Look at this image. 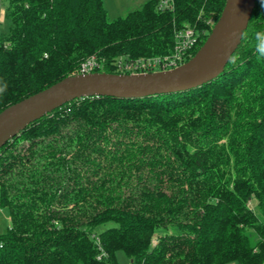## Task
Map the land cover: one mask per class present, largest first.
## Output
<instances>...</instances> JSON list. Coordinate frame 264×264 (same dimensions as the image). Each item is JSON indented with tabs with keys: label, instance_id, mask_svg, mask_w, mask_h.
Returning <instances> with one entry per match:
<instances>
[{
	"label": "trees",
	"instance_id": "1",
	"mask_svg": "<svg viewBox=\"0 0 264 264\" xmlns=\"http://www.w3.org/2000/svg\"><path fill=\"white\" fill-rule=\"evenodd\" d=\"M146 0L108 19L103 0H2L0 110L119 56L172 52L175 33L207 38L225 0ZM255 0L213 78L141 96L89 95L30 122L0 147V264H262L264 57ZM6 85V88H5Z\"/></svg>",
	"mask_w": 264,
	"mask_h": 264
},
{
	"label": "water",
	"instance_id": "2",
	"mask_svg": "<svg viewBox=\"0 0 264 264\" xmlns=\"http://www.w3.org/2000/svg\"><path fill=\"white\" fill-rule=\"evenodd\" d=\"M255 0H225L220 15L196 52L178 66L146 73L91 71L64 76L0 110V147L30 122L74 98L141 96L176 91L215 77L241 39Z\"/></svg>",
	"mask_w": 264,
	"mask_h": 264
},
{
	"label": "built area",
	"instance_id": "3",
	"mask_svg": "<svg viewBox=\"0 0 264 264\" xmlns=\"http://www.w3.org/2000/svg\"><path fill=\"white\" fill-rule=\"evenodd\" d=\"M171 5L168 0H159V8ZM173 50L164 55H153L147 57L130 58L119 56L114 64L119 73H146L161 70H168L183 63V56L189 51L198 40L197 34L191 27H186L175 33ZM101 58L95 55L88 56L79 66L77 73L95 71L101 65Z\"/></svg>",
	"mask_w": 264,
	"mask_h": 264
},
{
	"label": "rangeland",
	"instance_id": "4",
	"mask_svg": "<svg viewBox=\"0 0 264 264\" xmlns=\"http://www.w3.org/2000/svg\"><path fill=\"white\" fill-rule=\"evenodd\" d=\"M146 0H103V5L106 9L107 18L114 19L117 16L126 14L129 10L140 7L141 4ZM5 5L0 0V32L8 29V22L5 18ZM10 225V214L7 207L0 206V232L6 230ZM115 257L118 264H127L128 258L122 250L115 252Z\"/></svg>",
	"mask_w": 264,
	"mask_h": 264
},
{
	"label": "clouds",
	"instance_id": "5",
	"mask_svg": "<svg viewBox=\"0 0 264 264\" xmlns=\"http://www.w3.org/2000/svg\"><path fill=\"white\" fill-rule=\"evenodd\" d=\"M261 7L264 8V0H260ZM255 40H256V51L258 54L262 57H264V31L257 32L255 34ZM229 59H233V57H229ZM6 88V85H5ZM4 89H0V94H2Z\"/></svg>",
	"mask_w": 264,
	"mask_h": 264
},
{
	"label": "crops",
	"instance_id": "6",
	"mask_svg": "<svg viewBox=\"0 0 264 264\" xmlns=\"http://www.w3.org/2000/svg\"><path fill=\"white\" fill-rule=\"evenodd\" d=\"M225 264H236V263L235 262H228V263H225ZM262 264H264V261H263Z\"/></svg>",
	"mask_w": 264,
	"mask_h": 264
}]
</instances>
